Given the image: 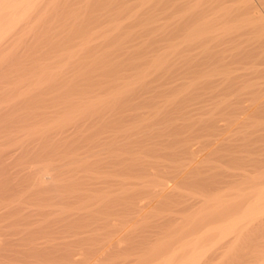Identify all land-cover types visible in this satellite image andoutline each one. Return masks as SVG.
I'll list each match as a JSON object with an SVG mask.
<instances>
[{
  "label": "bare ground",
  "instance_id": "bare-ground-1",
  "mask_svg": "<svg viewBox=\"0 0 264 264\" xmlns=\"http://www.w3.org/2000/svg\"><path fill=\"white\" fill-rule=\"evenodd\" d=\"M124 1L125 0H0V52L4 50L9 52L11 49L10 51L14 53V49H17L20 44L24 45V53L21 51V47L18 48L20 49V51H18V56H15L13 59L9 57L11 59H8L10 62L0 69L1 81L7 83L12 81L10 84L13 87L20 83L19 86L21 87L22 82H25V86L23 87L27 88L31 85L29 83L35 82L34 85L39 86L34 87L32 90L36 91L40 88V92L43 86L42 88H45V91L49 89V91H47L50 93V90L56 89L55 85L67 70L66 60L73 59V57L76 59V56H82V53L85 55L89 54L95 50V47H99V51L101 54L103 53V55L99 54L100 57L93 58L90 62L85 61L84 65L89 66L91 69H88L93 71L94 74L96 71V74L89 76V74L91 75L89 70L88 72L90 73H88L87 77L85 79L83 78L84 80L80 79L79 77L85 75L87 71L85 69L82 71L84 66L82 69H78L79 66H77L76 73L79 72L78 77H75V79L69 77L71 81L68 82L71 83L67 86L68 89H66L67 91L65 93L57 94V92L62 91L63 85L66 86L68 82L65 84L62 83L63 85L58 84L57 86L62 88L61 90H59V88L58 91L56 90V94L58 95L56 97L62 98L63 95L65 97L66 94H74L78 95L80 100L86 101L87 98H89L87 94H89L88 92L90 91H85L84 89L87 90L90 87H94L95 84L101 83L100 80H103V78H106L105 81L103 80V82H105L104 84H106V81L108 84L107 87L106 85L104 87L106 88L104 89L105 94L103 93L104 97H97L98 94L96 93L95 105L89 106L88 103L82 105L83 107L76 111L78 112L76 115L77 120L76 117H74V120H76L74 122L75 138L72 143L80 144H75L76 146L74 144L72 146L71 144L66 145L65 148L67 149L65 150L70 152L72 149V153H74L82 144L85 145V148L87 146V150L84 148V145H82L81 148L85 150H82V152L79 150L80 152L74 153L73 157L66 158L65 155L64 157L63 155L60 156V159L57 157V162H63L57 166L51 164L52 167L49 165L50 162L52 163V160L56 164L59 163L55 161L54 157L50 162L48 159L46 160V155H49L52 150L49 153L45 151L46 154L42 161H46V164L44 163V165L40 167L37 166L38 168L36 167L35 170H31L30 173H28L29 177L27 176L28 178L26 184H24V188L14 191L17 198L15 194H7V196L5 194L3 198L6 197L8 199L10 196H14L16 200H23L27 203L36 201L35 203L38 204L37 206H40L39 212L41 214L49 213L52 209H58V211L62 210L61 212L59 211L61 216L59 215L60 217L58 220L63 221L67 226L72 225L71 220L68 218L70 217L67 213L68 211L66 212L65 210L67 204L66 200L68 198L84 200L98 196V203L95 202L96 205L100 203L98 206L101 205L105 208H111L117 207V204H121L117 203L118 197L119 201H121L120 199H122V201L125 199L124 202L121 201L124 204L120 205L122 206L120 208H123L125 213L127 212L128 214V212L135 211V213L141 212L140 215H142V211L145 210V207L151 206L152 204L154 205L155 202L159 201L158 199L160 198L158 196H162V198L166 196L165 199H167L168 196H173L174 200L175 194L177 193L179 195L178 191L176 192L175 190V194L173 193L174 195H172L173 186H171V182H173L174 186L184 183L185 185L189 184L193 188L190 194H196V200L194 199L192 201V198L188 199L187 197V199L183 198V202L181 200H176L179 201V203L181 201L182 204H180V209L175 207L176 209L174 210L176 211L174 212L181 213L180 210L188 211V209L195 207L193 205H196V203H200L201 205H199L201 207L199 208V206H196L199 210L195 208L192 209V211L195 209L196 212H194L193 217L188 214L192 217L189 221L186 222L187 218H184L186 224H181L177 229L178 231L180 230V236L175 239L176 241L174 240L171 242L170 240L169 243L167 242L168 239L166 240L165 237L166 243L163 242L164 240L161 242L165 243L167 247L170 245L171 247L167 248L164 244V246L156 248V250H154L155 255L153 254L152 256L151 254L153 252L150 253L146 250L149 249L153 251L150 242L156 239L150 240L145 236L142 240L147 241H145L146 243L144 242V244L150 245L149 247L151 249L145 248V252L150 253L153 260H155V262L153 260L152 262L155 264H172L173 260L176 258L179 259L178 262L174 261V263L177 262V264H198V262L199 264H205L203 260H207L208 256L206 258L202 250L206 248L209 249L210 247L208 248L207 245L206 248H201L203 245L202 243L200 246L202 250H198L200 248H197V244L199 241L202 242V238L211 234L212 231V237L218 232L217 236L219 239H217V242L221 239L224 240V243L220 241L224 244L223 246H225L223 249H226L229 243L234 240L231 235L241 228H243L244 231L246 229V231L244 233L240 232L243 233L244 236V241H240V243L245 242L247 244L248 240L250 243L252 240L254 242L257 238V236L254 235V231H256V233L264 232V218L255 222V219L259 218V215L261 216V214L264 213V120L258 121L259 123L254 125L255 129L250 130H253L254 133H258L259 131H257V129H259L261 133H258L259 138H255L254 136L256 135L254 134L251 139L240 144L232 143L230 139L221 137L218 138V142L215 138L220 150H234L235 152L237 151V154H239L238 152H244V150L245 152L254 153V155L249 154L252 155L249 159L243 158L245 159L244 162L240 160L242 158L240 156L244 153L239 154L240 156L234 153L228 154L230 156L222 154L228 157L225 159L231 171H228V168H225L226 171L224 168V170H217L214 167L215 165L212 167L210 166V169L214 167L216 170L211 169L210 171L209 165L206 167L204 164L207 160L203 158L199 159V157L197 158L196 153V150H199V147H203L210 137L213 138L218 135L221 128L217 120L220 118L229 123L235 122L241 118L242 120L247 119L249 116L251 117V114L264 115V81L261 82L264 77V68L262 69V67H264V0H132L130 2L126 0V2H129L128 4H130V6ZM132 5L136 7L133 8L131 7ZM130 7L136 10L129 9ZM140 23L141 26H143L142 29L141 27H137L138 29L140 28L139 33L143 30V34H146L144 31H146L147 34L144 40L140 41L138 38L139 41L135 44L134 38H136L135 36L138 37V35L133 36V34H135L133 32H136L134 29L136 28L132 30V27H136V25H140ZM157 33L160 37L157 36ZM243 34H249L251 38L242 40L240 35L244 36ZM140 35L143 36L142 34ZM30 36L34 37H32L33 42L26 40L27 37L29 39ZM77 38L80 39L78 40ZM130 40H132L134 45L132 43V45L130 44L131 46L129 45L131 42ZM68 43L69 46L67 45ZM45 48L49 49L47 51L55 53L51 56L49 52L44 50ZM255 48H257L260 53H258L260 58L258 59L257 57V60H255V55L257 54L254 53ZM42 50L46 51L43 53L44 55H40L39 53ZM37 51L39 52L37 53ZM99 51H94V54L98 55ZM7 52L3 53L4 56L3 54L0 55V62L1 59L3 60V57L8 54ZM19 52H22V55H20ZM251 52L254 53L255 57L253 59L255 61L252 59L253 53L250 54ZM78 59L79 58L76 59V62ZM64 61L66 63H62ZM1 63H4V61ZM38 64L39 66H37ZM259 65L262 66L261 69H259ZM34 67L39 69L37 73H35L36 70H34ZM32 69L35 72H33ZM68 73H70V71H68ZM261 73H263V77ZM65 74V76L68 77V74ZM61 79L60 82L62 81ZM76 79L84 82L86 81V85L84 82L81 84L82 86L85 85L86 88L80 87L77 83L80 81ZM8 87L9 89H6ZM8 87H3V90H11L12 92V89H10L11 86ZM16 88L13 89L16 90ZM27 88L24 90V93L28 92V94H30L31 92L29 91L31 90L29 89L32 87H29V89ZM259 88H261V90H259ZM42 90V94H46ZM21 91L18 93L17 97L24 94ZM5 93L4 91L3 94ZM35 93L36 92H34L33 96ZM91 93L93 92L91 91ZM28 94H25V96L22 95V99ZM89 95L91 96V94ZM4 96H6V94L3 95L2 98H4ZM9 96L8 98L11 100L15 98H11L13 95ZM31 96L28 95L27 97L31 100V98H33V96ZM28 98H26V100ZM48 98L50 97L48 96ZM37 100L41 101V98L38 96ZM8 101L9 104L11 102L12 108L14 101ZM70 101L68 106L72 107L74 103L72 104ZM32 102L35 103L33 100L30 104H32ZM245 102L246 104H244ZM8 103L6 104L8 105ZM64 118L66 119V117ZM262 118L264 117L262 116ZM80 119L83 122H80ZM240 124H243V122H240ZM245 125V127H248L247 123H245ZM253 132L250 133L253 134ZM205 137L207 141H205ZM257 139L262 141L258 146L254 145ZM195 144H197V147L193 149V145L195 146ZM62 146H64V144ZM97 148L98 150H96ZM237 149L242 151H238ZM65 150L63 151L64 153ZM83 151H86V154L83 153ZM226 151L224 154H226ZM249 155L246 154L244 157ZM224 160L222 161L224 162ZM68 165H71L70 169L64 173L62 167ZM50 171L55 172L51 174L52 172L50 173ZM225 177H229L230 179H223ZM231 177H234V179ZM236 177L241 181L239 184L237 183V185L233 184L234 186H231L233 182L239 181V179L237 181ZM223 183H225V185H222ZM191 187L190 189H192ZM111 194L115 196L117 194L116 199L114 196L112 197ZM190 194L187 196L189 197ZM244 194H248V198L245 203H242V200H239L238 197L242 196L245 198ZM236 198L238 202L234 201ZM142 200L143 202H141ZM184 200H187L189 203H186ZM176 201L171 202L175 204ZM239 201L242 203L241 205H239ZM20 202L21 201L17 203ZM114 202H116L115 206L113 204ZM176 204H178V202ZM5 205L9 210L8 213H10V216L12 213L14 216V218L11 216L13 219L10 220L9 223L14 224L16 221L14 220L16 218L14 214L18 212L16 209L19 206L16 208L11 202L5 203ZM156 205H154V207ZM103 207L99 208L103 209ZM54 211L56 212V210ZM113 212L114 214L117 213L115 211ZM197 212L199 213L198 217L196 216L198 215ZM182 213L185 214L184 211ZM73 214L75 215V213ZM16 216H18V213ZM178 217H174V219L172 216L169 217L167 215V217L162 216L159 218L160 220L166 218L165 221H163L164 219L162 220L163 224L169 226L173 221L175 224ZM204 217L209 218L207 220H202ZM123 218L124 221L127 220L125 217ZM112 220V218H105L102 224L104 229L102 228L101 231L104 230L102 234H106L107 237H109V240H107L109 245L113 246L114 244V246L117 247L120 246V243L123 244L122 241H124L126 237L122 233L124 228L122 229V226H117L118 223L116 224L115 220ZM160 220L158 223L155 221L157 223L156 226L154 225L155 223H151L153 227L155 226L158 228L159 225L161 227L162 221ZM179 222L181 223V221ZM100 226L101 225H99V229H101ZM129 226L130 224L127 227L129 228ZM131 229L132 228L129 230ZM166 229H169V227ZM144 230L145 229L141 231ZM123 231L125 233L126 228ZM132 231L133 229L130 231V234ZM153 231L156 232V230ZM98 233L101 232L98 231ZM147 233L149 234V232ZM130 234L126 236L130 237ZM138 234L141 235V233ZM143 234H145V232H143ZM239 237L242 236L239 235L237 238L239 239ZM169 238L171 237L169 236ZM237 238L235 239L237 240ZM91 239L94 243L95 238ZM78 240L80 239L78 238ZM212 242L213 241H211V243ZM233 243H235V240L232 244ZM250 243L247 247L250 245L252 246L253 243ZM40 244L41 243H39V246ZM232 244H230V246ZM104 245H101L103 246L102 248L105 247ZM214 245L211 247H215ZM31 246L33 247V245ZM235 246H239V248L242 247L240 244ZM216 247L221 248L222 246L220 247L218 245ZM235 248L232 253L229 252L231 254L230 256H232L234 252L238 254V250ZM242 248L244 249L246 246ZM242 248H240L239 251L243 253ZM3 249V245L0 242V250ZM43 249L38 248L34 250H36L37 253H42ZM92 249L97 250V248L94 247ZM157 249L161 251L163 249L165 250L159 255L158 253H161V251H157ZM94 250L90 251L94 252ZM138 250L140 249H137V251ZM99 251L100 250H98V252ZM98 252H96L97 255H99ZM208 252L210 251L208 250ZM215 252H217V250ZM250 252H252V250ZM147 253L145 254L146 256ZM205 253L207 254V252ZM221 253L222 252H220V254ZM218 254L219 252L217 255H214L218 256ZM254 254L255 252L253 255ZM243 255L240 254V256ZM235 256H233V258H236ZM261 256V260L263 261L264 254ZM3 257L4 255L2 258ZM203 257L206 259H203ZM200 258H202L201 262L199 261ZM238 259H235L237 263L233 264H244L242 263L244 260L238 263ZM71 260L74 263L76 261H74V259H69V261ZM256 261L258 260H255V262ZM228 262L230 264L232 260L229 259ZM253 262L254 260L250 262V264Z\"/></svg>",
  "mask_w": 264,
  "mask_h": 264
},
{
  "label": "rangeland",
  "instance_id": "rangeland-1",
  "mask_svg": "<svg viewBox=\"0 0 264 264\" xmlns=\"http://www.w3.org/2000/svg\"><path fill=\"white\" fill-rule=\"evenodd\" d=\"M123 1V0H122ZM128 1V0H127ZM130 1H132V0H129V2ZM136 1V0H135ZM134 1V2H135ZM125 3H129V2H126V0L124 1ZM134 2H133V4H134ZM132 3V2H131ZM135 3H137V2H135ZM129 6H130V4H128ZM131 7H133V5L131 6ZM129 8V9H132V8ZM134 7H136L135 5H134ZM133 7V8H134ZM132 10H134V9H132ZM136 10V9H135ZM134 10V11H135ZM133 11V12H134ZM141 23H143V22H141ZM141 23H140V25H136V27H132V30L134 29V28H136V29H134V31H138L137 33L136 32H133V33H135V34H133V36H135V35H138V37L137 36H135L136 38H134L133 36V38H134V43L136 44V42H138L139 40L141 41V40H144L145 38H146V34H147V32L146 31H144V33H146V34H143V30L139 33V29L137 28V27H141V29H142V26H141ZM233 23V22H232ZM138 24V23H137ZM234 24V23H233ZM227 26V25H226ZM230 26H232V25H230ZM241 32V31H240ZM140 34H142L143 36H141ZM156 34V33H155ZM144 35H145V37H144ZM244 35V34H243ZM252 35V34H251ZM250 35V36H251ZM157 36H159L158 35V33H157ZM254 36V35H253ZM33 37V36H32ZM32 37L30 36L29 37V39H28V37H27V39L26 40H28V41H31V42H33L32 40ZM160 37V36H159ZM159 37H156V38H159ZM31 38V39H30ZM34 38V37H33ZM138 38H139V40H138ZM238 38H239V36H238ZM240 38H242V40L243 39H246V38H251V37H249V34L247 35V34H245L244 36H242V35H240ZM78 39V38H77ZM80 39V38H79ZM78 39V40H79ZM240 40V39H239ZM241 40V41H242ZM73 41V40H72ZM71 41V42H72ZM131 41V42H130ZM130 41H128V42H130L129 43V45L132 43L133 44V42H132V40H130ZM20 44V43H19ZM18 44V45H19ZM127 44V43H126ZM131 44V45H132ZM68 46H69V43L67 44ZM130 45V46H131ZM134 45V44H133ZM24 45L23 44H20V46L18 47V48H20L21 49V51L24 53V47H23ZM128 46V45H127ZM17 48V47H16ZM14 49V51L16 52H14L15 53V55H14V53L13 52H11L9 49H7V50H9V52H7L6 50H4L3 52H0V55H2L4 52H7L6 54V56L5 57H3L4 59L2 60L1 59V62L2 61H4V63H1L0 62V69H2L3 68V66L5 65V64H8V62H10L9 60H11V59H13V58H15V56H18V51H20V49ZM97 47H95V50L94 51H99V47L96 49ZM13 50V49H12ZM44 50H49V49H44ZM44 50H42V51H37V53L39 52L40 53V55H44L43 53H45L46 51H44ZM94 51H92L91 53H89V54H84V53H82L83 55V57L82 56H80V55H78V56H76V59L77 58H79L78 60H77V62H76V59L73 57V59L71 58V59H68V60H66V62H67V70L64 72V74L60 77V79L62 78V77H64V78H62L61 80V82H60V79L58 80V83L55 85L56 87V89L55 90H50V93L48 92L49 91V89H47L46 91L41 87V90L44 92V93H46V94H42V92H41V90H40V92H39V89L40 88H38V90H32L34 87H37V86H39V85H34V83L32 82V83H29V84H31L29 87L31 88V89H29V87L27 88V87H23V86H25V82L23 83L22 82V86L20 87L19 85L21 84H19V85H15L14 87L10 84L11 82H4V81H1L0 82V242L2 243V245H3V250H0V254L2 255H4V257L2 258V256L0 255V264H155V263H153L152 262V260H153V254H154V250H156V248H160V246H164V244L166 243V240L168 239V241L167 242H169L170 240H171V242L172 241H174L175 239H177L178 238V236H180L179 234V232H180V230L178 231L177 229L179 228V226H181V224H183V223H185L184 222V218L186 219V222L187 221H189L194 215V212H196V210H199V208L201 207L200 205V203H196V205H193V206H195V207H192L191 209H188V211L186 210H180L181 211V213H176V212H174V211H176V210H174V209H176V208H178V209H180V204H182V202H183V198H192L191 200L193 201L194 199L196 200V198H197V195L196 194H190V192H192L193 191V188L189 185V184H187V185H185V183L184 184H179V185H173V182H171L170 184H172L171 186H173V188H172V195H174L175 194V191L177 192L178 191V193H179V195L176 193L175 195L176 196H174V200H173V196L171 197V196H168V198L167 199H165L166 198V196L165 197H163L162 198V196H158L160 199H158L159 201L158 202H155V204L154 205H156L155 207H154V205L152 204L151 206H153V207H151V206H147V207H145V210H143L142 211V215H140V213L139 212H136L135 213V211H133V212H128V214H127V212L125 213V210L123 211V208L121 209L120 207H122V206H120L121 204L123 205L124 203H122V202H124V200L125 199H123V201H122V199H120L121 201H119L118 200V197H117V194H116V196L114 195V194H111V196L113 197H115V199H116V197H117V203H121L120 205L119 204H117V207L115 206L116 204V202H114L113 204H114V206L115 207H111V208H113V209H111L110 207L109 208H105V207H103V206H98L99 204H97L96 205V203H98L97 202V200H98V196L97 197H93V198H88V199H84V200H77V199H71V198H68L66 201H67V204H66V208H65V210H66V212L68 213V215L72 218H70V217H68L70 220H71V222H72V225H67L66 226V224H64V222L63 221H59L58 220V218L61 216V214H59L62 210H59L58 211V209H52V210H50L49 211V213H46V214H41L39 211H40V206H37L38 204L37 203H35L36 201H32V202H24L23 200H16V198H17V196H16V194H15V192L14 191H17V189H19L20 190V188L21 189H23L24 188V184H26V181H27V178L29 177L28 175V173H30V171L31 170H35V168L37 167V166H42V165H44V163L46 164V161L44 162V161H42L43 160V158L45 157V154L48 152H50L51 150H52V152L51 153H49V155L47 154L46 155V160L48 159L49 160V162H50V160L51 159H54L55 158V161L57 162V160H58V158L60 157V156H62L63 155V157H64V155L66 156V158H70V157H73V155H74V153H77V152H80L79 150H81V152H82V150H87V146H86V148H85V145L84 144H82V145H84V148L82 149L81 147H82V145H81V147L80 146H78V147H80L79 149L77 148V147H75L76 145H79V144H76V143H72L74 140V138H75V136H74V134H75V131H74V122L77 120V117H76V115H77V113L78 112H76L77 111V109H80V108H82L83 106L82 105H84V104H86V103H88V105L90 106V105H95V100H96V95L98 94V96L97 97H104V89H106V88H104L105 87V85H106V87H107V81H106V84H104L105 82H103V80L105 81V79L103 78V80H100L101 81V83H97V84H95L94 85V87H90V88H88L87 90L86 89H84L85 91H90V92H88L89 94H91V96L89 95V94H87L88 95V97L89 98H87V100L85 101V100H80L79 98H78V95H67L66 94V98L64 97V95L62 96V98H58V97H56V96H58L57 94H59V93H65L67 90L66 89H68V87L67 86H69L70 85V83L68 82V81H71V79H69V77L70 78H72V79H75V77H78V75H79V72L78 73H76L77 71V66H79L78 67V69H82V67L85 65V61L86 62H90L91 60H93V58H96V57H100V55L99 54H101V52L99 51L98 52V55L97 54H94L95 52ZM21 52V53H22ZM47 52H49V51H47ZM20 53V52H19ZM20 53V55H22ZM36 53V54H37ZM50 53V55L52 56L55 52H49ZM97 53V52H96ZM253 52H251L250 54H252ZM254 53H259V51H258V49L257 48H255V52ZM254 53L252 54V59L255 57V60H257L256 58L258 57V59L260 58V56H259V54L257 55H255L254 56ZM17 54V55H16ZM14 55V56H13ZM38 55V54H37ZM101 55H103V53L101 54ZM3 56H4V54H3ZM91 56V57H90ZM9 57H11V59L9 58ZM81 57H82V59H81ZM1 58V57H0ZM83 58H85V59H83ZM89 60H88V59ZM9 59V60H8ZM81 59V60H80ZM87 59V60H86ZM254 60V59H253ZM254 60V61H255ZM5 61H7V62H5ZM71 61V62H70ZM79 61V62H78ZM65 61L64 62H62V63H66ZM72 62H73V65H72ZM76 62V63H75ZM82 62V63H81ZM71 63V64H70ZM75 63V64H74ZM69 65V66H68ZM75 65V66H74ZM37 66H39V64L37 65ZM5 67V66H4ZM72 67V68H71ZM76 67V68H75ZM259 69H261V65H259ZM35 69L34 70H36V72L33 70V72H35V73H37L38 71L37 70H39L37 67H34ZM70 68V69H69ZM88 68H90L89 66H84L83 67V70L82 71H84V69L87 71V73L85 74V75H83V76H80L79 78L80 79H85L86 77H87V75H88V73H90L91 72V75L89 74V76H93V75H95L96 74V71H95V74H94V72L93 71H91L90 69H88ZM264 67H262V69H263ZM73 69H75V70H73ZM90 70V72H88ZM68 71H70V73H68ZM75 71V72H74ZM33 72H32V75H33ZM73 72V73H72ZM65 73H67L68 74V77L67 76H65L66 74ZM74 73H76L77 74V76H76V74H74ZM264 73V72H263ZM263 73H261V75L263 74ZM75 75V76H74ZM73 76V77H72ZM262 77H263V75H262ZM262 77H260V78H262ZM63 79H65V80H63ZM83 79V80H84ZM77 81H80V82H77L78 84H79V86L81 87L82 85V83L84 82V81H82V80H78V79H76ZM259 80H261V79H259ZM82 81V82H81ZM264 81V77L262 78V80H261V82H263ZM4 82V83H3ZM66 82H68V83H66ZM102 82H103V84H102ZM65 84L66 83V86L65 85H63V84ZM86 83V81L84 82V84ZM4 85V86H2V85ZM6 84V85H5ZM28 84V83H27ZM26 84V85H27ZM58 84H62L63 85V88L62 87H58L57 85ZM83 84V85H84ZM99 84H101V85H99ZM62 85H59V86H62ZM86 85V84H85ZM85 85L84 86H82V88H86L85 87ZM97 85V86H96ZM5 86H11V88L10 89H12V92H11V90H3V87H5ZM20 88H19V87ZM28 86V85H27ZM15 89L16 87L17 88H19V89H17L16 88V90H14L13 88ZM103 87V88H102ZM26 88L27 89H29V90H31V91H29V92H33L32 94L30 93V94H28V92L27 93H24V90H26ZM47 88V87H46ZM58 88H59V90H61V88H62V91L61 92H57V94H56V90L58 91ZM94 88V89H93ZM6 89H9V87L8 88H6ZM102 89V90H101ZM22 90V91H21ZM94 90V91H93ZM259 90H261V88H259ZM263 90H264V87H263ZM262 90V91H263ZM4 91L6 92L5 94H6V96H4V98H2V96L3 95H5V94H3L4 93ZM22 92V93H24V94H22V95H24L25 96V94H28L29 96H33V94H34V92H36L35 93V95L34 96H36V97H34L33 96V98H36V99H33V98H31V100H30V98H28L27 96L28 95H26V97L24 98V99H22L23 98V96L21 95V93H20V95L21 96H19V97H17L18 96V93L19 92ZM53 91V92H52ZM91 91L93 92V93H91ZM103 91V92H102ZM48 92V93H47ZM102 92V93H101ZM3 95H2V94ZM7 93H8V95H7ZM17 93V94H16ZM97 93V94H96ZM104 93V94H103ZM39 94V95H38ZM49 94V95H48ZM96 94V95H95ZM9 95H13V96H11V98H13V97H15V98H13V100H11L10 98H8V97H10ZM16 95V96H15ZM53 95V96H52ZM62 95V94H61ZM31 96V97H32ZM38 96L41 98V101L40 100H37V98H38ZM48 96L50 97V98H48ZM55 96V97H54ZM73 96V97H72ZM95 96V97H94ZM53 97V98H52ZM64 97V98H63ZM26 98H28L27 100H26ZM73 100H72V99ZM4 99V100H3ZM14 99H15V101H14ZM18 99V100H17ZM67 99V100H66ZM69 99V100H68ZM79 99V100H78ZM8 100H10V101H14V103H17V104H12V108H11V102H10V104L8 103L9 101ZM26 100V101H25ZM28 100H30V101H28ZM35 101V103H33L32 102V104H30V102L31 101ZM71 100V101H70ZM8 101V102H7ZM23 101V102H22ZM39 101V102H38ZM68 101V102H67ZM69 101L73 104V106L72 107H70V106H68V104H69ZM6 103H8V105L6 104ZM20 103V104H19ZM91 103V104H90ZM248 103V102H247ZM244 104H246V102L244 103ZM14 106V107H13ZM15 106H17V107H15ZM9 107V108H8ZM24 107V108H23ZM254 115V116H253ZM251 114V117L249 116V118H247V119H243L242 120V118L241 119H239V120H237V121H235V122H229V123H227L225 120H223L222 118H217V119H219V120H217V123L220 125V128H221V130L218 132V135L217 136H215V137H213L214 139L216 138L217 140H218V138H228V139H230L229 141L230 142H232V143H235V144H240V143H243L244 141H246V140H248V139H251L253 136H254V134L256 135V136H254L255 138L257 137V138H259L258 137V135L259 134H261L260 133V130L259 129H257V131H259L257 134L256 133H254L253 132V130L255 129V127H254V125L255 124H257V123H259L260 122V120L261 121H263L264 120V118H262V116L264 117V115H259V114ZM261 116V117H260ZM64 117H66V119L64 118ZM74 117H76V120H74L75 118ZM257 117V118H256ZM15 118V119H14ZM68 118H70V119H68ZM15 120V121H14ZM12 121H13V123H12ZM80 122L82 121L81 119L79 120ZM259 121V122H258ZM1 122H2V124H1ZM83 122V121H82ZM240 122H243V124H244V126H243V124H240ZM245 123H247V125H248V127H245L246 125H245ZM225 125V126H224ZM239 126V127H238ZM6 127V128H5ZM237 128H238V130H237ZM251 129H253L252 131H250ZM9 130V131H8ZM65 131V132H64ZM245 131V132H244ZM250 132H253V134H251ZM244 133V134H243ZM9 134V135H8ZM249 134V135H248ZM243 135V136H242ZM247 135V136H246ZM62 136V137H61ZM233 137V138H232ZM247 137V138H246ZM212 137H210V139L207 141L206 140V137L204 138L205 139V141H207L206 142V144H204L203 145V147H199L200 149L199 150H196V153H197V158L199 157V159H201V158H203V159H206L207 161L204 163L205 164V166L207 167L208 165H209V170L211 171V169H214V167L217 169V170H224L225 168H228V171H231V170H229V169H231L228 165V163H226L227 162V160L225 159L227 156H230V155H228V154H235V155H238V156H240L239 154H242V153H244V154H242V156H240V157H242L240 160L242 161V162H244L245 161V159H243V158H246V159H249V157L250 156H252V155H254V153H250V152H248V151H246L245 152V150H244V152H242V153H240V152H238L239 154H237V151L235 152L234 150H232V151H229V150H227L226 151V149L224 150V149H222V150H220L219 148H218V142H219V140H218V142H217V140L215 141L214 139H213ZM235 138V139H234ZM213 141H215V142H213ZM234 139V140H233ZM254 139V138H253ZM259 139H257V141H258ZM55 141V142H54ZM71 141V142H70ZM253 141V140H252ZM255 141V140H254ZM256 141V142H257ZM213 142V143H212ZM238 142V143H237ZM254 143V145H256V146H258L259 144H261L262 143V141L261 140H259L257 143ZM261 142V143H260ZM85 143V142H84ZM88 143V142H87ZM87 143H86V145H87ZM216 143V144H215ZM252 143V142H251ZM64 144V146H62ZM69 144H71V146L74 144H76L75 146H73V147H75L76 149H78V150H76V152L74 151V153H72V149L70 150V152H67L68 150H65V149H67V148H65L66 147V145H69ZM56 147H55V146ZM59 145V146H58ZM200 145V144H199ZM198 145V146H199ZM207 145V146H206ZM254 145H252V146H254ZM54 146V147H53ZM250 146H251V144H250ZM48 147V148H47ZM50 147V148H49ZM53 147V148H52ZM57 147H60V148H57ZM89 147V146H88ZM192 147V146H191ZM196 147H197V144H195V146L193 145V149L195 148L196 149ZM99 148V147H98ZM98 148L96 149V150H98ZM243 148V147H242ZM92 149V148H91ZM49 150V151H48ZM55 150V151H54ZM65 150V153L63 152ZM92 150H95V149H92ZM218 150V151H217ZM224 150V151H223ZM238 151H242V150H240V149H237ZM247 150V149H246ZM45 151H46V153H45ZM225 151H226V154H224L225 153ZM44 152V153H43ZM57 152V153H56ZM86 152V151H85ZM84 151H83V153H85ZM88 152V151H87ZM230 152V153H229ZM59 153V154H58ZM62 153V154H61ZM67 153H69V154H67ZM83 153H80V154H83ZM71 154V155H70ZM86 154V153H85ZM227 155L226 157L225 156H223V155ZM246 154L247 155H249V154H252V155H249V156H247V157H244V156H246ZM53 155V156H52ZM69 155V156H68ZM224 157H222V156ZM244 155V156H243ZM43 156V157H42ZM68 156V157H67ZM54 157V158H53ZM58 157V158H57ZM255 157V156H254ZM50 158V159H49ZM65 158V159H66ZM223 158V159H222ZM228 158V157H227ZM57 159V160H56ZM60 159V158H59ZM64 159V160H65ZM224 160V162L222 161V160ZM243 159V160H242ZM45 160V159H44ZM68 160V159H67ZM222 161V162H221ZM48 162V161H47ZM63 162V161H62ZM61 161H58L57 163H59V164H56L55 162H53V160H52V163L50 162L49 163V165L52 167V165L54 164V165H60L61 163H62ZM207 162H208V164H207ZM220 163V164H219ZM52 164V165H51ZM224 164V165H223ZM215 165V166H214ZM218 165V166H217ZM221 165H222V168H221ZM56 166H54V167H56ZM70 166L71 165H68V166H65V167H62L63 168V170H64V173H65V171L67 172L69 169H70ZM210 166L212 167V166H214L213 168H211L210 169ZM220 166V167H219ZM224 166H226V167H224ZM38 168V167H37ZM65 168V169H64ZM220 168V169H219ZM224 168V169H223ZM3 169V170H2ZM61 169V168H60ZM216 169H214V170H216ZM2 171V172H1ZM58 171V170H57ZM225 171H226V169H225ZM52 172V173H51ZM53 172H55V171H50V173L51 174H53ZM60 172V171H59ZM4 173V174H3ZM58 173V172H57ZM62 173H63V171H62ZM55 174V173H54ZM56 175H58V174H56ZM64 175V174H63ZM28 176V177H27ZM231 178H233L234 179V177H231ZM6 179V180H5ZM223 179H230L229 177H225V178H223ZM236 179H237V181H238V177H236ZM235 179V180H236ZM20 180V181H19ZM6 181V182H5ZM241 180L239 179V181L238 182H233L232 184H231V186L234 184V185H237V183L239 184V182H240ZM21 183V184H20ZM236 183V184H235ZM5 184V185H4ZM18 184V185H17ZM16 185V186H15ZM182 185H184V186H182ZM222 185H225V183H223ZM233 185V186H234ZM20 186V187H19ZM182 186V187H181ZM19 187V188H18ZM180 187V188H179ZM187 187V188H186ZM190 187L192 188V189H190ZM225 187V186H224ZM9 189V190H7V189ZM15 188H16V190H15ZM178 188V189H177ZM3 189V190H2ZM177 189V190H176ZM175 190V191H174ZM180 190V191H179ZM3 191H5V192H3ZM183 191V192H182ZM8 192V193H7ZM181 192V193H180ZM174 193V194H173ZM186 193H188V194H190L189 195V197L187 196L188 194H186ZM4 194V195H3ZM5 194H6V196H7V194L8 195H13V194H15V197L14 196H10V198H6V197H4L3 198V196H5ZM178 195V196H177ZM182 195H185V196H182ZM245 195V198H243L242 196H240V197H238V199L239 200H242V203H245V201H246V199L248 198V194H244ZM243 195V196H244ZM182 196V197H181ZM190 196H193V197H190ZM157 197V198H158ZM169 197H171V198H169ZM176 197V198H175ZM181 197V198H180ZM200 197V196H199ZM186 198V199H187ZM10 199V200H9ZM172 199V200H171ZM238 199L236 198L234 201L235 202H238ZM5 200H6V202H5ZM13 200V201H12ZM69 200H70V204H69ZM99 200H100V198H99ZM144 200V199H143ZM143 200L141 201V202H143ZM162 200V201H161ZM176 200H181L180 201V203H179V201H176ZM237 200V201H236ZM16 201V202H15ZM19 201H21L20 203H17V202H19ZM145 201V200H144ZM160 201H161V203H160ZM168 202V203H166V202ZM175 202L176 201V203L178 202V204H174V203H172V202ZM185 201V200H184ZM9 202H11V203H13V206H15L17 209L16 210H18V216H16L17 215V213H15L14 215H15V219L14 220H16L15 221V223L14 224H10L9 223V221L10 220H12L13 218H14V216H13V213L11 214V216H13V218L10 216V213H8V209H7V207H6V205H5V203L7 204V203H9ZM73 202V203H72ZM96 202V203H95ZM101 202V201H100ZM186 203H189L187 200L185 201ZM191 202V201H190ZM234 202V203H235ZM102 203V202H101ZM160 203V204H159ZM164 203V204H163ZM242 203H240V201H239V205H241ZM27 204V205H26ZM93 204V205H92ZM166 204V205H165ZM200 204V205H199ZM35 205V206H34ZM69 205H70V207H69ZM96 205V206H95ZM179 205V206H178ZM236 205V204H235ZM238 205V204H237ZM88 206V207H87ZM196 206H199V208L197 209L196 208ZM6 207V208H5ZM86 207V208H85ZM99 207H103V209L102 208H99ZM124 207V206H123ZM168 209H167V208ZM176 207V208H175ZM240 207V206H239ZM119 208V209H118ZM193 208H195L193 211H192V209ZM121 209V210H120ZM167 209V210H166ZM172 209V210H171ZM6 210V211H5ZM54 210H56V212L54 211ZM74 210V211H73ZM94 210V211H93ZM118 210H120L119 212H117ZM6 213H5V212ZM113 211H115V212H117L116 214H114V212ZM146 211V212H145ZM171 211H173V212H171ZM177 211H179V210H177ZM179 211V212H180ZM185 212V214L184 213H182V212ZM37 212V213H36ZM72 214H71V213ZM124 212V213H123ZM145 212V213H144ZM73 213H75V215H77V216H75ZM131 213V214H130ZM169 213H170V215H169ZM198 213V212H197ZM196 213V214H197ZM23 214V215H22ZM112 214V215H111ZM123 214V215H122ZM183 214V215H182ZM191 216L192 215V217H190L189 215ZM60 215V216H59ZM73 215V216H72ZM79 215V216H78ZM144 215V216H143ZM167 215L169 216V217H178V215H179V217L177 218L178 219V222H177V219H176V225L174 224V221L171 223V225H169V226H165V224H163V221H165V219L163 220L162 218V220H160V218L159 217H167ZM187 215V216H186ZM9 216V217H8ZM46 216V217H45ZM75 216V217H74ZM81 216V217H80ZM85 216V217H84ZM90 216V217H89ZM197 217L199 216V213H198V215H196ZM74 217V218H73ZM112 218L113 220L112 221H114L115 220V223L117 224V226H122V229L123 230H125V228H126V232L124 233V231L122 230V233L124 234V236L126 237L125 239H124V241H122L123 242V244L122 243H120V246H117V247H115L114 246V244H113V246H111V245H109V243L107 242V240H109V237H107V235L105 234H102V232L104 231H101L102 230V228L104 229V227H103V222H104V219L105 218ZM120 219H118V218ZM121 217V218H120ZM123 217H125L127 220H125L124 221V218ZM131 217V218H130ZM188 217H190V218H188ZM56 218V219H55ZM86 218V219H85ZM95 218V219H94ZM141 218V219H140ZM209 218V217H208ZM207 217H204L202 220H207L208 219ZM261 218H264V213L263 214H261V216L259 215V218H256L255 219V222H257V221H259ZM8 219V220H7ZM39 219V220H38ZM81 219V220H80ZM89 219V220H88ZM103 219V220H102ZM117 219V220H116ZM157 219V220H156ZM175 219V218H174ZM182 219V220H181ZM30 220V221H29ZM51 220V221H50ZM57 220V221H56ZM80 220V221H79ZM86 220V221H85ZM129 220H132V221H129ZM159 220L160 221H162V226L160 227V225H159V227L157 228V227H155L156 225H157V223L159 222ZM59 221V222H58ZM136 221H138V222H136ZM146 223H145V222ZM154 221V222H153ZM157 223H156V222ZM179 221H181V223L179 222ZM25 222V223H24ZM26 222H27V224H26ZM142 222V223H141ZM33 223V224H32ZM36 223H38V224H36ZM49 223V224H48ZM62 223V224H61ZM91 223V224H90ZM151 223H155L154 225V227H153V224H151ZM164 223H166V222H164ZM52 224V225H51ZM78 224V225H77ZM84 224V225H83ZM120 224V225H119ZM130 224V226H129V228L127 227L128 225ZM137 224V225H136ZM186 224V223H185ZM41 225V226H40ZM83 225V226H82ZM99 225H101L100 226V228L101 229H99ZM141 225V226H140ZM146 225V226H145ZM167 225H168V223H167ZM184 225V224H183ZM29 226V227H28ZM38 226V227H37ZM71 226V227H70ZM124 226V227H123ZM126 226V227H125ZM139 226V227H138ZM143 226V227H142ZM170 226H171V228H170ZM204 226V225H203ZM35 227V228H34ZM41 227V228H40ZM137 227V228H136ZM167 227H169V229H166ZM176 227V228H175ZM202 227V226H201ZM39 228V229H38ZM130 228H132L133 229V234H132V232H131V234H130V231L132 230H129ZM135 228V229H134ZM142 228V229H141ZM147 228V229H146ZM154 228V229H153ZM174 228V229H173ZM30 231H29V230ZM47 229V230H46ZM94 229V230H93ZM127 229H128V231H127ZM143 229H145L144 231H141V230H143ZM198 229V228H197ZM46 230V231H45ZM57 230V231H56ZM60 230H61V232H60ZM68 230V231H67ZM70 230V231H69ZM149 230H151V231H149ZM153 230H156V232L155 231H153ZM243 228H241V229H239L236 233H234V234H232L231 235V237H233V239L235 240V243H233L232 244V242H234V240H232L230 243H229V245H228V247L226 248V249H223V247H225V246H223L224 244H222V243H224V240H219L218 242H217V239H219V237L217 236L218 235V232H217V234L216 235H214L213 237H214V239H213V237H212V232H211V234H208L207 236H205V237H203L202 238V242L201 241H199V243L197 244V248H200V246L202 245V243H203V247L201 246V248H206V246L208 245V248L209 249H207V251H206V249H204V250H202L201 248L200 249H198V250H202V251H204V254H205V256H206V258H207V256H208V258H207V260H203V262H205V264H224V262L225 261H227V259H228V261H229V259L230 260H232V262H230V264H233V263H237V259H238V263H239V261H242V260H244L242 263H244V264H250V262H252L253 260H254V262L253 263H251V264H256V263H259V262H262V263H259V264H264L263 263V261H264V258H263V261L261 260L262 259V254H264V232H257L256 233V231H254V235H256L257 236V238L254 240V242H253V240L251 241V243L249 242V240L247 241L248 243L246 244L245 242V246H246V248H242V247H245L244 246V243H240V241H244V236H243V233L246 231V229H245V231L243 230ZM56 231V232H55ZM98 231L99 232H101V233H98ZM158 231V232H157ZM28 232V233H27ZM33 232V233H32ZM93 232V233H92ZM143 232H145V234H143ZM147 232H149V234L147 233ZM155 232V233H154ZM170 232H171V234H170ZM240 232H243V233H240ZM46 235H45V234ZM98 234V236H97V234ZM121 233V234H122ZM127 233V234H126ZM138 233H141V235L140 234H138ZM147 233V234H146ZM214 233H215V230H214ZM260 233V234H259ZM122 234V235H123ZM130 234V237L129 236H126V235H129ZM151 234V235H150ZM161 234V235H160ZM207 234V233H206ZM248 234V233H247ZM102 235V236H101ZM131 235H133V236H131ZM165 235V236H164ZM175 235V236H174ZM242 236V237H239V239L237 238L238 236ZM244 235H246V234H244ZM253 235V234H252ZM95 236H97V237H95ZM104 236H105V238H104ZM148 237L150 240H152V239H156V240H154V241H151L150 242V244L152 245L151 246V248H153L152 250L153 251H150L149 249H145V248H150L149 246V244H144V242L146 241H144V240H142V238L143 237ZM150 236V237H149ZM164 237V239H163V237ZM169 236L172 238H169ZM88 237V238H87ZM103 237V238H102ZM133 237H134V239H133ZM165 237H166V240H165ZM207 237V238H206ZM216 237V238H215ZM78 238L80 239V240H78ZM91 238H95L94 239V243H93V240L91 239ZM96 238H98V239H96ZM235 238H237V240L235 239ZM263 238V239H262ZM87 239V240H86ZM128 241H127V240ZM161 239V240H160ZM204 239V240H203ZM225 239V238H224ZM77 240V241H76ZM106 241V243H105V241ZM135 240V241H134ZM137 240V241H136ZM160 240V241H159ZM164 240V241H163ZM216 242H215V241ZM10 241V242H9ZM99 241V242H98ZM142 241V242H141ZM157 241V242H156ZM165 242V243H161V242ZM176 241V240H175ZM203 241H205V242H203ZM211 241H213L212 243H211ZM220 241H222V243L220 242ZM31 242H32V244H31ZM37 242V243H36ZM48 244H46V243ZM92 242V243H91ZM128 242H130V243H128ZM147 242V241H146ZM145 242V243H146ZM153 242V243H152ZM155 242V243H154ZM215 242V243H214ZM39 243H41L42 244V246H41V244H40V246H39ZM52 243V244H51ZM104 245V243H105V251H104V248H102L103 246H101L102 244ZM149 243V242H148ZM159 243V244H158ZM170 243V242H169ZM215 245H214V244ZM217 243V244H216ZM221 243V244H220ZM249 243L250 244H252V246L250 247H247L248 245H249ZM44 244V245H43ZM55 244V245H54ZM90 244H92V245H90ZM101 244V245H100ZM130 244V245H129ZM137 244V245H136ZM162 244V245H161ZM212 244V245H211ZM230 244H232L231 246H230ZM237 244H240V246H242V247H240V248H242L243 250V253L242 252H240L239 251V246H235V245H237ZM31 245H33V247L31 246ZM36 245H38V246H36ZM49 246V247H47V246ZM98 245V246H97ZM100 245V246H99ZM215 246V247H211V246ZM222 246L221 248H218V247H216V246ZM29 246V247H28ZM43 246H45V247H43ZM92 246V247H91ZM110 246V247H109ZM133 246H134V248H133ZM154 246V247H153ZM157 246V247H156ZM165 246L167 247V245L165 244ZM173 246V245H172ZM254 246H255V248H254ZM44 249H43V248ZM97 248V250L95 249H92V248ZM103 249H101V248ZM139 247V248H138ZM165 247V248H166ZM169 247H171V245L169 246ZM169 247H167V248H169ZM237 248V250H238V254L236 253V252H234L235 254H236V256H235V254L233 253V255L232 256H230L231 254L230 253H232L233 251H234V248ZM259 249H258V248ZM43 249L42 250V253L40 252H38L37 253V251L36 250H34V249ZM49 248H51V249H49ZM98 248H100V249H98ZM143 248V249H142ZM150 248V249H151ZM163 248V247H162ZM161 248V249H162ZM166 248V249H167ZM215 250H214V249ZM235 248V249H236ZM248 248V249H247ZM46 249V250H45ZM128 251H127V250ZM134 249V250H133ZM137 249H140V250H138L137 251ZM213 249V250H212ZM233 249V250H232ZM32 250H34V251H32ZM55 250V251H54ZM90 250H94V252H91ZM98 250H100L99 252H98ZM118 250V251H117ZM132 250V251H131ZM136 250V251H135ZM145 250L146 251H149L150 253L151 252H153L151 255H150V253L148 252H145ZM161 251L160 249H157V251ZM163 250H165V249H163ZM162 250V251H163ZM208 250L212 253H210V252H208ZM217 250V252H215ZM220 250V251H219ZM223 250V251H222ZM252 250V252H250ZM259 250V251H258ZM27 251V252H26ZM51 251V252H50ZM75 251V252H74ZM126 251V252H125ZM162 251H161V253L159 252H157L159 255H161L162 254ZM213 251V252H212ZM29 252H30V254H29ZM44 252V253H43ZM65 252V253H64ZM91 252V253H90ZM96 252H98L99 253V255H97L96 254ZM111 252V253H110ZM117 252V253H116ZM145 252V253H144ZM205 252H207V254L205 253ZM215 252V253H214ZM219 252V254H218V256H215V255H217V253ZM220 252H222L221 254H220ZM230 252V253H229ZM239 252H240V254H245V255H243V256H240V254H239ZM255 252V254L253 255V253ZM261 252H263V253H261ZM34 253V254H33ZM51 253V254H50ZM94 253H95V256H94ZM128 253V254H127ZM140 253V254H139ZM147 253V256L149 257H147L145 254ZM259 253V254H258ZM261 253V254H260ZM157 254V255H158ZM204 254H203V256H204ZM215 254V255H214ZM222 254H224V255H222ZM247 254V255H246ZM47 255V256H46ZM155 255V254H154ZM209 255H210V257H209ZM222 255V256H221ZM227 257H226V256ZM260 255V256H259ZM49 256V257H48ZM74 256V257H73ZM144 256V257H143ZM212 256V257H211ZM215 256V257H214ZM233 256H235L236 258H233ZM261 257V258H259V257ZM8 257V258H7ZM157 257V256H156ZM220 257V258H219ZM238 257V258H237ZM240 257H242V258H240ZM247 257V258H246ZM249 257H252L253 258V260H252V258H249ZM63 258V259H62ZM78 258V259H77ZM96 258V259H95ZM139 258V259H138ZM205 257H203V259H204ZM205 258V259H206ZM218 258V259H217ZM247 259V260H245V259ZM69 259H74V261H75V263L72 261H69ZM136 259V260H135ZM148 259V260H147ZM202 258H200V262L202 261L201 260ZM236 259V260H235ZM223 262H222V261ZM255 260H258V261H256L255 262ZM260 260V261H259ZM135 261V262H134ZM154 262H155V260H153ZM174 261H179V259H175V260H173V262H172V264L174 263ZM225 262V264H229V262ZM236 261V262H235ZM177 262H175L174 264H177ZM198 264H199V262H198ZM201 264V263H200Z\"/></svg>",
  "mask_w": 264,
  "mask_h": 264
}]
</instances>
